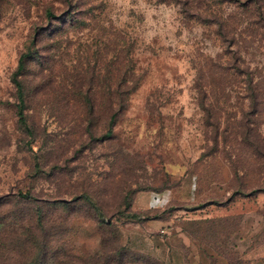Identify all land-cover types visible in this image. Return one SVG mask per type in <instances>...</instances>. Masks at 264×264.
<instances>
[{
    "label": "rangeland",
    "instance_id": "obj_1",
    "mask_svg": "<svg viewBox=\"0 0 264 264\" xmlns=\"http://www.w3.org/2000/svg\"><path fill=\"white\" fill-rule=\"evenodd\" d=\"M0 264H264V0H0Z\"/></svg>",
    "mask_w": 264,
    "mask_h": 264
},
{
    "label": "trees",
    "instance_id": "obj_2",
    "mask_svg": "<svg viewBox=\"0 0 264 264\" xmlns=\"http://www.w3.org/2000/svg\"><path fill=\"white\" fill-rule=\"evenodd\" d=\"M29 55V52L28 53H25V54H22L20 55L19 59H18V64H17V69H16V72H15V75H17L23 68V59ZM14 83L16 85V88H17V93H18V110H17V116H18V119L21 123H24L25 122V118H24V111H23V99H22V95H23V86L21 84V82L18 80V78L14 77ZM117 114V110H115L111 115H110V118H109V128L112 127L113 125V121L115 120V116ZM108 133L110 132V129L109 131H107Z\"/></svg>",
    "mask_w": 264,
    "mask_h": 264
}]
</instances>
